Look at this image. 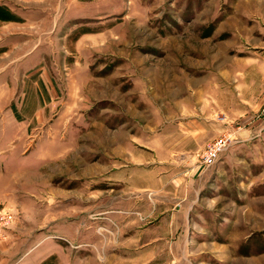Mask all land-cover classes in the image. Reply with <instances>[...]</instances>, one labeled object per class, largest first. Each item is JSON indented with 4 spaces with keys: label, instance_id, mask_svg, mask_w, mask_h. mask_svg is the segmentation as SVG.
Here are the masks:
<instances>
[{
    "label": "rangeland",
    "instance_id": "rangeland-1",
    "mask_svg": "<svg viewBox=\"0 0 264 264\" xmlns=\"http://www.w3.org/2000/svg\"><path fill=\"white\" fill-rule=\"evenodd\" d=\"M0 13L1 112L23 100L30 118L0 154L14 217L1 237L78 248L64 228L79 241L87 221L115 253L149 226L161 264H264V0H0Z\"/></svg>",
    "mask_w": 264,
    "mask_h": 264
},
{
    "label": "crops",
    "instance_id": "crops-1",
    "mask_svg": "<svg viewBox=\"0 0 264 264\" xmlns=\"http://www.w3.org/2000/svg\"><path fill=\"white\" fill-rule=\"evenodd\" d=\"M1 17L2 15H0V18ZM8 89L5 90V94L9 93V95H11L12 93H15V91L12 89H10L9 92ZM23 103V100H21L19 105L18 101L15 102V100L12 99L10 101V107H7V110L4 112V114L1 112L0 108V154L6 149V146L10 141L16 139L19 136L23 137V127L20 126H22V122L25 119H30L25 118L20 110ZM31 118L34 117L32 116ZM6 119L12 124V127L19 126L20 132L14 129L8 134V130L6 127H4V121ZM2 163L3 162L0 158V167L2 166ZM1 191L3 190L0 188V205L2 202L7 200L5 195L3 198L1 197ZM84 223L87 226V221L81 222L82 226L80 225L81 232L79 241H77V236L75 234L72 235L71 227L67 226L64 228V233H66L65 236L69 237L71 242L76 244L79 243L78 248H73L72 245L69 246L64 244L60 248L56 247L52 249L47 245V242L39 243L38 241H34L35 239L33 238L29 239L28 242L25 243L16 239V232L14 233V231H11V229H7L4 231L5 235L7 236H0V264H45L46 260L48 259L47 256L56 252H60L58 254L59 264H161V262H158L157 259L154 260L151 257L152 237L150 235L151 229L149 226L142 227V229L134 231L139 236L136 235L135 237L133 236L129 238L132 240L129 243H135V239H139L142 237L141 235H145L143 237L144 240L142 243H139V249L132 250L131 248L125 250V248L119 247L115 253H111L112 251L102 252V242L98 239V233H95L93 237L89 238L88 234L90 231L87 227H83ZM84 233H86L85 236ZM116 242L120 245L119 241H115V243ZM88 244L91 245L89 246ZM93 244L96 246V249L93 247Z\"/></svg>",
    "mask_w": 264,
    "mask_h": 264
},
{
    "label": "built area",
    "instance_id": "built-area-1",
    "mask_svg": "<svg viewBox=\"0 0 264 264\" xmlns=\"http://www.w3.org/2000/svg\"><path fill=\"white\" fill-rule=\"evenodd\" d=\"M229 139L226 137H220L213 143H211L206 150V157L211 163L219 158L220 154L227 148ZM14 217L12 213H8L7 210H0V234H2L5 225L13 221Z\"/></svg>",
    "mask_w": 264,
    "mask_h": 264
}]
</instances>
